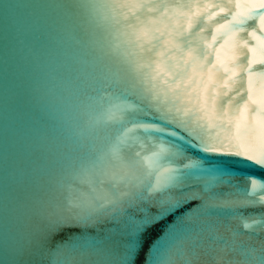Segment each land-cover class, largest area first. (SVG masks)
Listing matches in <instances>:
<instances>
[{
  "label": "water",
  "instance_id": "obj_1",
  "mask_svg": "<svg viewBox=\"0 0 264 264\" xmlns=\"http://www.w3.org/2000/svg\"><path fill=\"white\" fill-rule=\"evenodd\" d=\"M103 2L0 0V264H126L122 225L110 218L85 216L36 243L49 216L66 215V189L80 188V168L105 146L97 119L115 97L142 105V122L177 133L139 139L171 146L178 166L197 164L181 168L182 194L161 197L170 206L156 215L137 264H182L173 257L197 245L192 264H211L203 249L236 241L242 221L264 219V206L252 203L264 192L246 196L251 179L264 183V166L248 159L264 144V14L246 15L264 0H150L162 4L154 12L131 7L144 0H116L129 21L141 12L152 21L147 36L138 25L130 37L139 54L130 59L156 62L145 71L175 105L170 112L145 99L113 51L112 29L93 19L91 6ZM152 44L161 55L135 47ZM247 261L264 264V252Z\"/></svg>",
  "mask_w": 264,
  "mask_h": 264
},
{
  "label": "snow or ice",
  "instance_id": "obj_2",
  "mask_svg": "<svg viewBox=\"0 0 264 264\" xmlns=\"http://www.w3.org/2000/svg\"><path fill=\"white\" fill-rule=\"evenodd\" d=\"M149 5L150 0H144L143 3L133 4L131 7L147 8L149 12L157 11L162 7V4ZM118 7H128V5L118 6L116 0H105L103 3L91 6L92 17L99 25H107L112 29L113 39L117 41L113 51L124 56L135 85L142 90L145 99L154 104L157 111L161 109L172 111L175 105L170 104L155 91L157 86L151 83L154 77L145 71L156 62H146L141 66L135 59H130L139 55L129 47L133 44L130 37L137 31L138 25L142 26L144 35L147 36L150 29H146V26L152 21L142 19L144 12L135 15L132 21H129L124 13L118 11ZM259 9V12H249L246 15L264 14V3L259 5ZM238 23L243 24V21L240 20ZM153 39L159 41L160 37L154 36ZM187 43L186 40L185 44ZM135 47L142 53L161 55L155 52L157 44H152L147 49L140 45ZM140 59L144 58L140 57ZM157 68L159 71H164L159 65ZM110 88L109 86L105 89V99L112 96ZM142 111V105L122 103L120 97L109 100L108 106L97 119V123L102 125L103 135L106 138L105 146L99 152H94V158L80 168L77 174L82 177L78 180L80 188L69 185L66 189V215L52 214L48 217L46 232L36 241L38 245L43 244L53 231L73 229L85 224L82 222L85 216L89 217V221L110 218L119 221V225H122L120 252L127 258L126 264H137V258L141 256L144 248L143 239L154 226L156 215H162L170 206V202H162L161 197H165V194L168 197L182 194L183 189L179 188L181 168L197 166L195 163L178 166L172 159L174 154L171 146L163 142L157 143L150 138L147 143L139 139L140 134L146 137L154 133L177 136L174 131L142 122L138 118V113ZM166 122L171 123V121ZM136 147H139L138 151L135 150ZM202 150L208 151L206 147ZM245 154L237 153L238 156ZM248 159L264 166V144L258 151L249 155ZM249 184L250 188L246 190V196L255 197L258 192H264V183L251 179ZM173 189H176L175 193ZM252 203L264 206V194ZM137 214H140L141 218L138 220L139 223H134ZM257 226L261 228L260 232L255 231ZM242 229L233 243L220 240L217 241L214 249H203L204 255L210 259L211 264H248L247 257H255L257 253L264 252V219H254L250 223L242 221ZM197 248L199 245L188 251H179L173 259H179L182 264H192V260L200 256L196 251ZM145 264H147L146 257Z\"/></svg>",
  "mask_w": 264,
  "mask_h": 264
}]
</instances>
